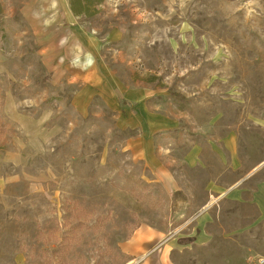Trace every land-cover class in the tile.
<instances>
[{
	"label": "rangeland",
	"instance_id": "1",
	"mask_svg": "<svg viewBox=\"0 0 264 264\" xmlns=\"http://www.w3.org/2000/svg\"><path fill=\"white\" fill-rule=\"evenodd\" d=\"M66 3L0 0V264H136L165 243L172 264H264V0H103L73 21ZM80 63L116 87L86 110ZM142 106L171 125L146 159ZM140 227L158 238L132 259Z\"/></svg>",
	"mask_w": 264,
	"mask_h": 264
},
{
	"label": "crops",
	"instance_id": "2",
	"mask_svg": "<svg viewBox=\"0 0 264 264\" xmlns=\"http://www.w3.org/2000/svg\"><path fill=\"white\" fill-rule=\"evenodd\" d=\"M56 5H57V2H56ZM63 8L65 11L64 15L66 16L67 21H73L75 17L70 12L68 3H66ZM85 42L87 45L85 47L88 49L91 48L93 52H95L96 48H98V45L94 41H91L89 39L87 41L86 39ZM87 67L88 65L86 64L82 65L81 63L78 64V67H76L77 69L79 68L78 70L81 71L78 80L79 79L83 80L84 85L81 87L82 90L79 89V92L75 94L74 96V101L79 100L82 109H85V110L90 104L91 99L93 98L94 94L97 93L94 89H101L102 92L104 90H107L112 94L114 92V88H116L114 87L113 84H111V80L109 76L107 75V73L100 71V70L98 71V69L96 68L91 69L90 66L88 67V69L90 70L86 72ZM87 89L91 93L89 92L86 93ZM146 90H147L146 88L134 89V91H130L129 96L131 99H133L134 97L144 98ZM125 91L127 90L125 89L123 90L124 95H128V92H125ZM98 95H100V93ZM115 102L118 104L116 100ZM144 103H145V99H144ZM78 107H79V103L77 102V105L75 106V110ZM147 109L148 108L146 106H142V108L140 109L141 112L136 119L135 127H141V126H144L145 128L147 127L150 131L153 132L151 134V138L146 139L144 137H138L135 141H130L128 145V148L131 151H133L135 153L134 155H136L140 159H146V158L155 156L154 153L155 151L158 150V146H157L158 144L155 138L154 137L152 138V136L158 133L159 131H162V129H164L165 127L171 126L170 124H168L167 120H164V119L161 120L159 117L153 116V115L149 116V114L146 111ZM156 120L158 121V123L156 122ZM167 143L169 144L170 142L168 141ZM160 151H162V149H160ZM166 151H168V148L166 149ZM185 161L187 162L189 166H191L190 168H194L195 166H200V165L204 166L202 163V159H200L199 153L194 152V150H192L186 155ZM205 189L207 192V197H206L204 204H202L201 207L208 209L214 203V199L216 197L220 198L221 196L224 195L225 193L224 191L227 188L224 189L223 187L215 186L214 183L211 182V185L208 184ZM230 191L232 194V199L234 201L238 202L242 200L241 190L237 191V188H233L232 190L230 189ZM248 201H250V203L253 204L258 209L260 213V218L261 220L264 221V183H258L255 185L254 189L251 191L250 198ZM206 211L207 210L203 212L202 217L204 216L206 217V214H207ZM148 230L149 229H143L142 227L138 228L133 233L131 238L123 244L124 253L128 254L132 259L133 258L137 259L143 255H146L148 253V250L151 249V248H148L150 247L149 246L150 242L153 239L158 238V236L155 233H152V231H148ZM193 241L199 245L204 244V233L201 232L200 234L195 236V239ZM174 248L175 246L172 243H168V245H166L165 243V245L158 252L156 251L157 253L155 252L151 253V255L147 256L145 259L142 258L144 259L143 261L142 259H140L136 264H139L141 261L143 262V264H172V262L170 261V253L172 250H175Z\"/></svg>",
	"mask_w": 264,
	"mask_h": 264
},
{
	"label": "trees",
	"instance_id": "3",
	"mask_svg": "<svg viewBox=\"0 0 264 264\" xmlns=\"http://www.w3.org/2000/svg\"><path fill=\"white\" fill-rule=\"evenodd\" d=\"M103 0H68V7L74 17L90 19L97 13L96 6Z\"/></svg>",
	"mask_w": 264,
	"mask_h": 264
}]
</instances>
